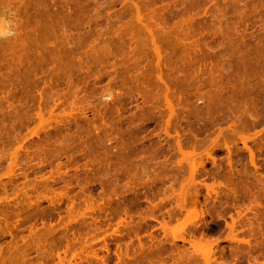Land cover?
<instances>
[{
    "label": "rangeland",
    "instance_id": "374dc122",
    "mask_svg": "<svg viewBox=\"0 0 264 264\" xmlns=\"http://www.w3.org/2000/svg\"><path fill=\"white\" fill-rule=\"evenodd\" d=\"M0 3V264H264V0Z\"/></svg>",
    "mask_w": 264,
    "mask_h": 264
},
{
    "label": "bare ground",
    "instance_id": "6f19581e",
    "mask_svg": "<svg viewBox=\"0 0 264 264\" xmlns=\"http://www.w3.org/2000/svg\"><path fill=\"white\" fill-rule=\"evenodd\" d=\"M0 5H1V3H0ZM68 5H69V4H68ZM68 5H67V6H68ZM133 5H134V4H133ZM4 6H5V5H4ZM6 7H7V5H6ZM0 8H3V6L0 7ZM4 8H5V7H4ZM0 11H1V10H0ZM8 12H9V10H8ZM9 14H10V13H9ZM9 14H8V15H9ZM16 14H17V13H16ZM16 14H15V15H16ZM140 14H141V13H140ZM0 15H3V14L0 13ZM5 15H7V14L5 13ZM10 16H11V14H10ZM10 16H7V17H10ZM14 17H15V16H14ZM11 18H12V17H11ZM145 18H146V17H145ZM12 19H14V18H12ZM12 19H11V21H12ZM3 20H4V19H3ZM141 21H143V19H142ZM149 21H150V20H149ZM4 22H5V20H4ZM9 22H10V20H9L8 22H5V23L8 24ZM12 23H14V22L12 21ZM12 23H10V24L12 25ZM142 23H143V22H142ZM146 23H147V22H146ZM10 24H8V25H10ZM14 25H15V24H14ZM15 26H17V24H16ZM15 26H13V27L15 28ZM145 26H146L145 28L149 31V33H151L152 30L149 28L150 26L148 25V23H147V25H145ZM153 26H156V25H153ZM13 27H12V28H13ZM160 27H161V25H160ZM12 28H11V30H12ZM14 28H13V29H14ZM180 28H181V27H180ZM15 29H16V28H15ZM52 29H53V28H52ZM146 29H145V31H146ZM152 29H153V28H152ZM12 31H13V30H12ZM14 31L16 32V30H14ZM46 31H48V30H46ZM178 31H179V30H178ZM16 33H17V32H16ZM48 33H49V31H48ZM139 33H140V32H139ZM144 33H145V32H144ZM149 33H147V34L145 33V34L148 35ZM159 33H160V32H159ZM175 33H176V32H175ZM44 34H45V33H43V35H44ZM142 34H143V33H142ZM145 34H143V35H145ZM17 35H18V34H17ZM45 35H47V34H45ZM149 35H150V34H149ZM152 35H154V33H153ZM157 35H158V34H157ZM138 36H139V35H138ZM140 36H141V34H140ZM11 37H12V36H11ZM18 37H19V36H18ZM42 37H43V36H42ZM45 37H46V36H45ZM142 37H143V36H142ZM5 38H6V37H5ZM8 38H9V37H7V39H8ZM15 38H16V35H15ZM15 38H14V39H15ZM19 38H20V37H19ZM19 38H18V39H19ZM47 38H48V37H47ZM47 38H46V39H47ZM12 39H13V38H12ZM18 39H17V40H18ZM139 39H141V38L139 37ZM0 40H1V39H0ZM2 40H4V39H2ZM5 40H6V39H5ZM9 40L11 41V39H9ZM49 40H50V39H49ZM141 40H142V39H141ZM141 40H140V43L142 42ZM13 41H16V39H15V40H12L11 42L13 43ZM20 41H21V40H20ZM148 41H149V40H148ZM155 41H156V40H154V42H155ZM11 42H7V43H10V45H11ZM61 42H62V41H61ZM14 43H16V42H14ZM147 43H148V42H147ZM48 44H49V43H48ZM152 44H155V43H152ZM14 45H15V44H14ZM43 45H45V43H44ZM149 45H150V43H149ZM12 46H13V45H12ZM16 46H17V45H16ZM58 46H59V45H58ZM155 46H156V45H155ZM156 47H157V46H156ZM59 48H60V47H59ZM107 49H108V48H107ZM54 50H55V49H54ZM60 50H61V49H60ZM159 50H160V49H159ZM51 51H52V50H51ZM14 52H15V51H14ZM59 52H60V51H59ZM49 53H50V52H49ZM131 53H132V52H131ZM54 54H57V52L54 53ZM71 54H72V53H71ZM74 54H75V53H74ZM74 54H72V55H74ZM138 54H139V53H138ZM50 55H51V54H50ZM63 55H66V54L63 53V54L61 55V58H62ZM172 55H173V54H172ZM197 55H199V54H197ZM224 55H225V54H224ZM24 56H25V55H24ZM43 56H45V55H43ZM55 56H56V55H55ZM67 56H68V55H67ZM130 56H131V55H130ZM141 56H142V55H141ZM141 56H140V57H141ZM143 56H144V55H143ZM156 56H157V55H156ZM221 56H223V55H221ZM50 57H51V56H50ZM52 57H54L53 54H52ZM68 57H69V56H68ZM71 57H72V56H71ZM74 57H77V56L74 55ZM119 57H120V56H119ZM157 57H158V56H157ZM169 57H170V56H169ZM185 57H188V56H185ZM223 57H224V56H223ZM17 58H18V57H17ZM17 58H16V60H17ZM41 58H42V57H41ZM54 58H55V57H54ZM54 58H52L51 60H54V61H55ZM57 58H58V54H57ZM61 58L59 59V61L62 60ZM80 58H81V57H80ZM18 59H19V58H18ZM21 59H22V58H21ZM66 59H67V58H66ZM68 59H69V58H68ZM71 59H72V58H71ZM76 59H77V58H76ZM132 59H133V58H132ZM136 59H137V58H136ZM189 59H190V58H189ZM73 61H74V59H73ZM56 62H57V61H56ZM60 62H61V61H60ZM63 62H65V60H64ZM71 62H72V60H71L70 63H68V64L72 65ZM78 63H80V62H78ZM62 64H63V63H62ZM65 64H67V63H65ZM60 65H61V63H60L58 66H60ZM63 65H64V64H63ZM80 65H81V64H80ZM61 66H62V65H61ZM64 66H65V65H64ZM64 66H63V67H64ZM68 66H69V65H66L65 68L68 67ZM59 69H60V68H59ZM69 69H70V68H69ZM127 69H128V68H127ZM48 96H49V95H48ZM52 97H53V96H52ZM46 99H47V98H46ZM45 101H46V100H45ZM47 101H49V100L47 99ZM80 102H81V101H80ZM222 103H223V102H222ZM225 103H226V102H225ZM227 103H228V102H227ZM75 104H76V103H75ZM73 105H74V104H73ZM82 105H83V104H82ZM80 106H81V105H80ZM77 107H79V106H77ZM75 109H76V108H75ZM77 110H78V109H77ZM171 111H172V110H171ZM73 113H74V112H73ZM81 113L84 114L83 112H81ZM81 113H80V114H81ZM69 114H70V112H69ZM82 114H81V115H82ZM249 115H250V114H249ZM40 116H41V115H40ZM69 116H70V115H69ZM250 116H251V115H250ZM44 117H46V115H45ZM49 117H50V116H49ZM51 117H52V116H51ZM42 118H43V117H42ZM47 118H48V117H47ZM47 118H45V119H47ZM54 118H55V117H54ZM63 119H64V118H63ZM43 120H44V119H43ZM67 120H68V119H67ZM46 122H47V121H46ZM41 123H42V122H41ZM242 125H243V123H242ZM242 125H241V126H242ZM239 131H240V130H239ZM232 133H233V132H232ZM241 133H242V132H241ZM237 135H238V134H237ZM239 137H240V136H239ZM242 138H243V137H242ZM242 138H241V139H242ZM15 140H16V142L18 141L17 139H15ZM11 142H12V141H11ZM241 142H242V141H241ZM219 143H222V142H219ZM225 143H226V142H225ZM10 144H11V143H10ZM12 145H13V144H12ZM179 145H180V144H179ZM244 145L246 146V144H244ZM9 146H10V145H9ZM191 146H192V145H191ZM209 146H210V145H209ZM215 146H216V145H215ZM120 147H121V146H120ZM206 147H207V145H206ZM217 147H218V146H217ZM246 147L249 148V146H246ZM207 148H208V147H207ZM207 148H206V149H207ZM179 149H180V148H179ZM197 149H198V148H197ZM213 149H214V148H213ZM229 149H230V148H229ZM194 150H195V149H194ZM226 150H227V149H226ZM249 150H250V148H249ZM180 151H181V150H180ZM180 151H179V152H180ZM250 152H252V150H251ZM13 153H14V152H13ZM181 153H182V152H181ZM253 153H254V152H253ZM182 154H183V153H182ZM210 154H212V153H210ZM226 154H227V153H226ZM15 155H17V153H15ZM15 155H14V156H15ZM183 155L186 156V154H183ZM178 156H179V155H178ZM205 156H206V155H205ZM211 156H212V155H211ZM228 156H229V155H228ZM186 157L189 158V160L192 159L191 156L188 157V155H187ZM208 157H210V156L207 155V158H208ZM187 158H186V159H187ZM201 158H202V157H201ZM201 158H199L200 161H201ZM228 158H229V157H228ZM212 159H213V157L211 158V160H212ZM12 160H13V159H12ZM189 160H188V162H190V164L188 163V165H192V166H190V167L187 166V168L189 167L190 169H192V170H191V171H192L191 174L194 175V174H195V173H194L195 170H197V169H195V168H196V167H195V164H196V163H195V162H192V161H189ZM192 160H194V159H192ZM195 160H197V159H195ZM204 160H205V159H204ZM204 160H203V161H204ZM207 160H208V159H207ZM13 161H14V160H13ZM185 161H186V160H185ZM185 161H184V162H185ZM213 161H214V160H213ZM15 162H16V161H15ZM215 162H216V161H214V163H215ZM253 162H254V161H253ZM253 162H251V163H253ZM255 162H256V161H255ZM175 163H176V162H175ZM197 163H198V162H197ZM172 164H173V163H172ZM184 164H186V163H184ZM198 164H199V163H198ZM198 164H197V167H198ZM119 165H120V164H119ZM229 165H230V164H229ZM256 165H257V164H256ZM183 166H185V165H183ZM201 166H202V164H201ZM203 166H204V165H203ZM203 166H202V167H203ZM254 166H255V165H254ZM15 167H16V166H15ZM9 168H10V167H9ZM180 169H181V167H180ZM180 169H179V170H180ZM190 169H189V171H190ZM205 169H206V168H205ZM113 170H114V169H113ZM113 170H112V171H113ZM177 170H178V169H177ZM230 170H231V169H230ZM187 172H188V171H187ZM14 173H15V172H14ZM188 173H189V172H188ZM193 173H194V174H193ZM232 174H233V173H232ZM255 174H256V173H255ZM260 174H261V173H260ZM181 175H182V174H181ZM257 175H258V174H257ZM194 176H195V175H194ZM213 176H214V175H213ZM233 176H234V175H233ZM233 176H232V177H233ZM190 177H192V176H190ZM186 178H187V177H186ZM186 178H185V180H186ZM195 178H196V177H195ZM229 179H230V177H229ZM185 180H182V181H185ZM201 180H202V179H201ZM182 181L180 180V182H182ZM189 181H190V182H189ZM194 181H195V179H194V180H191V179L188 180L189 184H188V183H187V184L189 185V187H188L187 184L185 185V187H184V185H182L181 187H183L184 189L181 188V189H179V190L181 191V190L183 189L182 191H184V193H185V189H186L187 187L190 189V185H191L190 183H191V182L195 183L197 180H196L195 182H194ZM259 181H260V179H259ZM174 182H175V181H174ZM193 183H192V184H193ZM199 183H200V182H199ZM229 183H230V182H229ZM229 183H228V184H229ZM257 183H258V182H257ZM257 183H256V184H257ZM262 183H263V180H261V183H259V184L261 185ZM169 184H171V183H169ZM195 184H197V182H196ZM129 185H130V184H129ZM201 185H202V184H201ZM260 185H259V186H260ZM179 186H180V185H179ZM261 186H262V185H261ZM175 187H176V186H175ZM188 188L186 189L187 192H188ZM197 188H199V187H197ZM197 188H194V189H197ZM217 188H218V187H217ZM167 189H168V188H167ZM167 189H166V190H167ZM228 189H229V188H228ZM234 189H235V188H234ZM260 189H262V191L264 190L263 188H260ZM254 190H255V189H254ZM254 190H252V191H254ZM175 191H176V190H175ZM190 191H191V189L189 190V192H190ZM193 191H194V190H193ZM246 191H247V190H246ZM252 191H251V192H252ZM131 192H132V191H131ZM163 192H164V191H163ZM189 192H188V193H189ZM198 192H199V191H198ZM234 192H235V191H234ZM121 193H122V192H121ZM172 193H173V192H172ZM180 193H181V192L178 193V196H181V197H179V198H180V202H179V200H177V201H178V206L182 205V206H180L181 208L183 207V208H185L187 211H190V210L187 209L188 207H187V205H185L186 203L184 204V202H185V201H184V199H185V196H184V195H185L186 193H185V194H184L183 192L181 193L182 195L184 194V195H183V196H184V199L182 198V195H181ZM196 193H197V192H196ZM117 194H118V193H117ZM174 194H175V193H174ZM179 194H180V195H179ZM194 194H195V193H194ZM194 194H193V195H194ZM224 194H226V193H224ZM232 194H233V193H232ZM252 194H253V196H254L256 193H255V194L252 193ZM263 194H264V193H262V195H263ZM120 195H121V194H120ZM187 195H188V194H187ZM191 195H192V194H191ZM208 195H209V194H208ZM233 195H234V194H233ZM250 195H251V193L249 192V196H250ZM257 195H258V194H257ZM257 195H255L256 200H257V198L259 199V197H260V196L258 197ZM205 196H206V195H204V197H205ZM253 196H252V197H253ZM263 196H264V195H263ZM186 197H187V196H186ZM208 197H209V196H208ZM235 197H238V196H235V195H234V198H235ZM175 198H176V197H175ZM250 198H251V196H250ZM118 199H119V198H118ZM186 199H187V198H186ZM237 199H238V198H237ZM245 199H246V198H245ZM254 199H255V198H253L252 200H253V202H256V203H255V204H256V208H257V207L259 208V207L261 206V204H263V203H261L262 199H259V200H257V201H254ZM188 200H189V199H188ZM193 200H194V202H192V203H194L195 205H191V206H194V208H195V206H197V205H196L197 198H196V199H193ZM260 200H261V201H260ZM220 201H221V200H220ZM235 201H236V199H235ZM88 202H89V201H88ZM90 202H91V201H90ZM181 202H183V203H181ZM189 202H191V200H190ZM198 202H199V201H198ZM91 203H92V202H91ZM91 203H90V204H91ZM93 203H94V202H93ZM180 203H181V204H180ZM245 204H246V203H245ZM245 204H244V205H245ZM104 205H105V204H104ZM106 205H107V204H106ZM150 205H151V204H150ZM189 205H190V204H189ZM202 205H203V204H202ZM107 206H109V205H107ZM191 206H190V207H191ZM226 206H227V205H226ZM263 206H264V205H263ZM86 207H87V205H86ZM98 207H99V206H98ZM186 207H187V208H186ZM190 207H189V209H190ZM232 207H233V206H232ZM242 207H243V206H242ZM253 207H254V206H253ZM183 208H182V209H183ZM191 208H192V207H191ZM202 208H203V207H202ZM254 208H255V207H254ZM256 208H255V209H256ZM258 208H257V212H258V210H259V213H256V214L254 213V216H255V219H256V223H257V224H256V225H257L256 227H257V229H258L257 231H258V233L260 234L259 238H261V240H260V242L258 241V244L256 243L257 245H256L255 249H258V250L261 249V250H262V249H264V237H263V236H264V228H263V227L261 228V225H262V222H263L262 220H264V211H263L264 208H262V206H261V208H262L263 210L258 209ZM94 209H95V208H94ZM173 209H174V208H173ZM176 209H177V208H176ZM179 209H180V208H179ZM200 209H201V207H200ZM78 210H79V209H78ZM83 210H84V209H83ZM171 210H172V209H171ZM194 210H195V209H194ZM197 210H198V209H197ZM201 210H202V209H201ZM216 210H217V209H216ZM235 210H236V209H235ZM243 210H244V209H243ZM243 210H241V211H243ZM250 210H251V209H250ZM260 210H261V211H260ZM75 211H76V210H75ZM91 211H92V210H91ZM99 211H100V210H99ZM252 211H253V210H252ZM262 211H263V213H262ZM81 212H82V211H81ZM84 212H85V211H84ZM173 212H175V211H173ZM199 212H200V211H199ZM199 212H198V213H199ZM238 212H239V211H238ZM79 213H80V212H79ZM79 213H78V214H79ZM125 213H126V212H125ZM182 213H184V211H183ZM188 213H189V212H188ZM188 213H187V215H188ZM201 213H203V212H201ZM240 213H241V212H240ZM240 213H239V215H240ZM168 214H171V212L168 213ZM180 214H181V213H180ZM72 215H73V214H72ZM76 215H77V214H76ZM86 215H87V214H86ZM196 215H197V214H196ZM196 215H195L194 217H196ZM126 216H127V215H126ZM135 216H137V215H135ZM198 216H199V215H197L196 219L198 218ZM246 216H247V215H245L244 218H246ZM74 217H75V216H74ZM78 217H79V216H78ZM185 217H186V216H185ZM189 217H190V216H189ZM192 217H193V216H192ZM200 217H202V216H199V218H200ZM129 218H130V217H129ZM190 218H191V217H190ZM244 218H243V219H244ZM79 219H80V218H79ZM177 219H178V218H177ZM188 219H189V218H188ZM188 219H186V221H185V219H184V222H187V221H188V222L190 223L191 219H189L190 221H189ZM193 219H194V218H193ZM196 219H195V220H196ZM203 219H204V218H203ZM72 220H73V219H72ZM74 220H77V219L74 218ZM123 220H124V219H123ZM198 220H199V219H198ZM198 220H197V221H198ZM236 220H237V219H236ZM251 220H252V219H251ZM251 220H249V221H251ZM121 221H122V220H121ZM126 221H127V220H126ZM204 221H205V220H204ZM239 221H240V220H239ZM245 221H246V220H245ZM247 221H248V220H247ZM123 222H124V221H123ZM129 222H130V221H129ZM129 222H128V224H130ZM178 222H179V221H178ZM181 222H183V220H182ZM181 222H180V223H181ZM184 222H183V223H184ZM192 222H193V220L191 221V223H192ZM209 222H210V221H209ZM236 222H237V221H236ZM126 223H127V222H126ZM180 223H179V224H180ZM183 223L180 224V226L182 225L181 227H183V226L185 227V225L188 224V223H187V224H183ZM195 223H197V222H195ZM248 223H249V222H248ZM252 223H253V222H251V223H249V224H252ZM128 224H127V225H128ZM179 224H178V225H179ZM232 224H233V223H232ZM236 224H237V223H236ZM243 224H244V223H243ZM249 224H248V225H249ZM189 225H191V224H189ZM234 225H235V224H234ZM234 225L231 226V227L235 229L236 227H234ZM241 225H242V223H241ZM180 226H178V227H180ZM196 226H197V225H196ZM181 227H180V229H181ZM190 227H191V226H190ZM252 227H253V226H252ZM187 228H188V227H187ZM187 228H186V229H187ZM180 229H179V230H180ZM184 229H185V228H184ZM184 229H183V230H184ZM193 229H194V228H193ZM229 229H230V228H229ZM229 229H228V230H229ZM234 229H233V230H234ZM239 229H240V228H239ZM251 229H252V228H251ZM194 230H195V229H194ZM236 230H237V229H236ZM253 230H256V229H254V227H253ZM253 230H252V232H253ZM230 231H231V230H230ZM247 231H248V230H247ZM249 231H250V229H249ZM257 231H256V233H257ZM245 232H246V231H245ZM250 233H251V232H250ZM256 233H255V234H256ZM229 234H230V233H229ZM259 234H258V235H259ZM194 235H195V234H194ZM200 235H201V234H200ZM234 235H235V234H234ZM195 236H196V235H195ZM227 236H228V235H227ZM230 236H231V234H230ZM181 237H182V236H181ZM206 237H208V236H206ZM241 237H242V236H241ZM93 238H94V237H93ZM234 238H235V237H234ZM236 238H237V235H236ZM238 238H239V237H238ZM262 238H263V239H262ZM201 239H202V238H201ZM230 239H231V238H230ZM76 240H77V239H76ZM94 240H95V239H94ZM185 240H190V239H185ZM203 240L205 241V239H203ZM257 240H258V239H257ZM86 241H87V240H86ZM90 241H91V240H90ZM97 241H98V240H97ZM193 241H194V240H192V242L190 241V243H192V244L194 245V244H195V241H194V243H193ZM200 241H201V240H200ZM237 241H238V240H237ZM81 242H82V241H81ZM83 242H84V241H83ZM88 242H89V240H88ZM91 242H92V241H91ZM206 242H209L208 239H207ZM210 242H211V240H210ZM198 243H199V242H198ZM212 243H213V242H211V244H212ZM40 244H41V243H40ZM211 244H210V245H211ZM243 244H244V243H243ZM80 245H81V244H80ZM88 245H91L90 242H89ZM210 245H208V246H210ZM236 245H237V244H236ZM247 245H248V244H247ZM85 246H86V244H85ZM196 246H198V245L195 244V247H196ZM230 246H232V245H230ZM45 247H46V245H45ZM86 247H89V248H90V246H86ZM86 247H85V248H86ZM195 247H194V248H195ZM198 247H199V246H198ZM51 248H53V247H51ZM74 248H75V247H74ZM81 248H82V247H81ZM85 248H84V249H85ZM211 248H212V247H211ZM43 249H44V248H43ZM76 249H77V248H76ZM76 249H75V250H76ZM87 249H88V248H87ZM87 249H86V250H87ZM196 249H197V247H196ZM199 249H200V250L202 249V250H201V253H202V252L204 253L205 250H203L202 246H200ZM205 249L208 250V249H207V246H205ZM44 250H45V249H44ZM88 250L91 251V249H88ZM235 250H236V249H235ZM40 251H41V250H40ZM209 251H210V249H209ZM248 251H249V250H248ZM49 252H50V251H49ZM80 252H81V251H80ZM195 252H196V251H195ZM195 252H194V253H195ZM214 252H215V251H214ZM223 252H224V250H223ZM235 252H236V251H235ZM235 252H234V253H235ZM54 253H55V252H54ZM54 253H53V254H54ZM60 253H61V252H60ZM65 253H66V252H65ZM97 253H98V252H97ZM209 253H210V252H209ZM217 253H218V252H217ZM45 254H46V253H45ZM57 254H58V253H57ZM91 254H92V253H91ZM204 254H205V253H204ZM221 254H222V253H221ZM238 254H239V253H238ZM260 254H261V253H260ZM260 254H259V255H260ZM49 255H50V254H49ZM54 255L57 256L56 254H54ZM58 255H60V254H58ZM93 255H94V254H93ZM195 255H196V254H195ZM214 255H215V254H214ZM234 255H235V254H234ZM263 255H264V254H263ZM50 256H51V255H50ZM72 256H73V255H72ZM86 256H87V255H86ZM95 256H96V254H95ZM200 256H201V255H200ZM200 256H198V257H200ZM205 256H206V258H205L206 260H205V261H207L206 264H209V263H208V260H209L208 258H210V259L212 258V257H211V254H209V255L205 254ZM205 256H204V257H205ZM207 256H209V257L207 258ZM237 256H238V255H237ZM256 256H257V255H256ZM74 257H75V256H74ZM82 257H83V256H82ZM198 257H197L196 259H198ZM218 257H219V256H218ZM230 257H231V256H230ZM232 257H234V256H232ZM53 258H54V257H53ZM69 258H70V257H69ZM85 258H86V257H85ZM223 258H224V257H223ZM66 259H67V258H66ZM74 259H75V258H74ZM88 259H89V258H88ZM93 259H94V258H93ZM213 259H214V258H213ZM230 259H231V258H230ZM80 260H81V259H80ZM221 260H222V259H220V261H221ZM233 260H234V259H233ZM233 260H232V261H233ZM254 260H255V259H254ZM61 261H62V260H61ZM61 261H60V262H61ZM63 261H64V260H63ZM202 261H203V260H202ZM227 261H229V259H228ZM249 261H250V260H249ZM102 262H103V261H102ZM102 262H101V263H102ZM61 263H63V262H61ZM61 263H60V264H61ZM213 263H214V261H213ZM215 263H216V262H215ZM217 263H219V262H217ZM224 263H225V262H224ZM63 264H64V263H63ZM77 264H78V263H77ZM94 264H95V263H94ZM260 264H261V263H260Z\"/></svg>",
    "mask_w": 264,
    "mask_h": 264
},
{
    "label": "clouds",
    "instance_id": "9594fccd",
    "mask_svg": "<svg viewBox=\"0 0 264 264\" xmlns=\"http://www.w3.org/2000/svg\"><path fill=\"white\" fill-rule=\"evenodd\" d=\"M14 32L4 22L3 18H0V38L13 36Z\"/></svg>",
    "mask_w": 264,
    "mask_h": 264
}]
</instances>
